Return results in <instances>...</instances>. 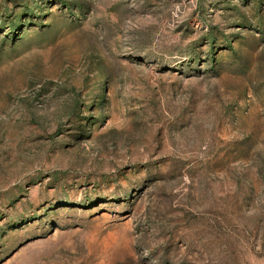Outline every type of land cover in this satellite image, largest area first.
Here are the masks:
<instances>
[{
    "label": "rangeland",
    "instance_id": "rangeland-1",
    "mask_svg": "<svg viewBox=\"0 0 264 264\" xmlns=\"http://www.w3.org/2000/svg\"><path fill=\"white\" fill-rule=\"evenodd\" d=\"M0 264H264V0H0Z\"/></svg>",
    "mask_w": 264,
    "mask_h": 264
}]
</instances>
